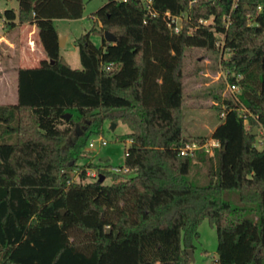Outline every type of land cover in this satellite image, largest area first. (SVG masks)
Here are the masks:
<instances>
[{
  "label": "trees",
  "instance_id": "trees-1",
  "mask_svg": "<svg viewBox=\"0 0 264 264\" xmlns=\"http://www.w3.org/2000/svg\"><path fill=\"white\" fill-rule=\"evenodd\" d=\"M151 7L156 15L143 0H106L94 15L102 26L76 41L81 69L62 56L55 20L83 17L84 0H19L18 10L0 11L8 30L36 24L46 53L17 70V100L0 105V264H193L188 249L206 218L218 236L213 264H264V147L253 134L264 129V0H153ZM168 11L188 16L179 33ZM220 46L232 51L228 80L257 119L247 128L242 105L214 95L226 114L212 133L220 146L183 155L179 148L195 141L182 124L185 52ZM107 118L130 129L120 137L131 140L126 175L79 163ZM236 157L234 185L225 177ZM197 165L208 167L203 185L192 177ZM88 167L113 182H84ZM229 191L242 205L226 198Z\"/></svg>",
  "mask_w": 264,
  "mask_h": 264
},
{
  "label": "rangeland",
  "instance_id": "rangeland-1",
  "mask_svg": "<svg viewBox=\"0 0 264 264\" xmlns=\"http://www.w3.org/2000/svg\"><path fill=\"white\" fill-rule=\"evenodd\" d=\"M106 3V0H84V14L79 19H57L55 25L58 33L65 38L62 42L61 54L73 68H82L79 47L77 39L84 33L93 29L94 26L100 28L102 23L96 20L94 16L96 11ZM19 8V0H0V10ZM2 31V30H1ZM9 30L7 29V32ZM106 31V30H105ZM14 35V34H13ZM32 39L38 43L34 47V51L44 55V49L39 40L37 32L32 33ZM16 38V37H15ZM14 39V38H13ZM91 40L98 46L102 45V35L91 32ZM20 41V40H19ZM222 41V38L220 42ZM19 44V42H18ZM220 44V43H219ZM222 44V42H221ZM6 43L0 42V105L14 103L17 100V73L16 69L20 66L37 65L41 59H2L7 54L12 55L5 50ZM31 47V46H30ZM253 55V53H252ZM232 56V51L225 52L220 46L217 52L207 51L199 47L187 48L184 56V106L182 124L184 135L192 140L205 139L211 145L213 142L212 133L217 125L222 122L220 111L217 107L222 106L225 98H232L233 94L228 90V74L224 68V62ZM7 67V68H6ZM214 95L220 96V100L214 98ZM111 119L107 118L102 124L100 130L94 128L93 133L89 134L88 144L82 150V158L79 160L81 165L93 163L100 168L119 167L124 165L125 150L129 146L130 141H122L120 137L129 133L130 129L123 122H119L115 129L111 128ZM250 128V122L245 123ZM85 126L79 124L78 131L83 133ZM259 148L264 147V138L261 130L257 134ZM100 137L108 141L106 146L100 147ZM95 142V147L90 148L89 143ZM108 157L109 160L104 161L103 158ZM238 158L236 157L233 164L226 173V179L233 181L236 185L238 182ZM208 167L197 165L192 170V177L197 184L203 185L207 182ZM81 170L72 171L73 177L79 181ZM98 172L95 167H88V178L84 182L97 179L93 176ZM130 173L129 171L124 175ZM113 178L108 176L105 178V184H111ZM225 196L234 205L240 206L242 203L235 191L225 193ZM200 235L194 240L193 264H213L217 257L218 236L217 230L213 227L208 218L204 219L199 227Z\"/></svg>",
  "mask_w": 264,
  "mask_h": 264
},
{
  "label": "built area",
  "instance_id": "built-area-1",
  "mask_svg": "<svg viewBox=\"0 0 264 264\" xmlns=\"http://www.w3.org/2000/svg\"><path fill=\"white\" fill-rule=\"evenodd\" d=\"M152 1L153 0H143L144 2V5L145 7L150 11V13L152 15H156L157 12L154 11L151 7L152 5ZM239 0H234V6L238 3ZM165 18L168 22V25L176 32V33H179L183 27V21L185 19L188 18V16L185 14V13H182L180 15H173L171 12H166L165 14ZM212 22L211 19H208V20H204V19H201L200 20V23L204 24V25H209L210 23ZM110 65H107V68L109 69ZM227 88L228 90L233 94V99L237 102V103H240L242 105V108L239 109L240 113H239V116L240 117H243L244 119V123H249L250 122V117L254 118V119H257V116L252 114L251 112H249L247 110L246 107H243L244 105L241 103V100H240V97L239 95L241 94V88L238 84L236 83H230L228 82V85H227ZM221 118H225L226 114H225V111L223 110L220 114ZM258 130H261L262 131V134H264V129L262 127H258ZM213 139V142L211 143V145L209 146V144L206 142L204 144H200L199 142H192V143H186L185 145L181 146L179 148L180 150V153L183 154V155H186V154H194V152L196 150H205L209 153H212L213 152V149L214 147L216 146H220V141ZM131 142V140H129ZM108 144V141L103 138V137H100L99 139V145L100 147H103V146H106ZM89 147L90 148H93L95 147V142H90L89 143ZM111 170L116 172V173H126L129 171V168L127 167H111ZM99 173L96 172L93 174L94 177H96L97 179L99 178Z\"/></svg>",
  "mask_w": 264,
  "mask_h": 264
},
{
  "label": "crops",
  "instance_id": "crops-1",
  "mask_svg": "<svg viewBox=\"0 0 264 264\" xmlns=\"http://www.w3.org/2000/svg\"><path fill=\"white\" fill-rule=\"evenodd\" d=\"M35 32H37L38 34V27L36 26V24H31V23L18 24L15 28L7 32V28L5 27V24H4V19L0 18V42L4 41V43H6L5 50H8V52L12 54V55L7 54L2 59H43L45 58L46 53H44V55H40L41 54L40 52L37 54L36 52H33L34 47H37L38 49V43L34 42V40L31 38L32 37L31 34ZM33 66L35 65L20 66V67H33ZM20 67L16 69V73Z\"/></svg>",
  "mask_w": 264,
  "mask_h": 264
},
{
  "label": "water",
  "instance_id": "water-1",
  "mask_svg": "<svg viewBox=\"0 0 264 264\" xmlns=\"http://www.w3.org/2000/svg\"><path fill=\"white\" fill-rule=\"evenodd\" d=\"M58 37H59V45H60V47H62V42H63V40H64L65 37L63 35L59 34V33H58ZM105 38L108 41H110V42L116 41V39H117V37L113 33H111L110 31H108V30L105 31ZM71 116H72L71 113H67V117L68 118H70ZM116 127H117V123H115V122L112 123L111 128L112 129H115ZM78 128H79V124H77V129ZM257 132H258V127L255 126L254 129H253V134L256 135ZM103 160L104 161H107L108 160V157L103 158ZM104 180H105V176L102 175V174H100L99 175V181L100 182H104ZM64 212H65V210H62V213H64ZM107 231L110 233L111 232V229L108 228ZM115 236L116 237L118 236V232L117 231L115 232ZM188 253H189V256L192 259V261H194L195 258L193 256V249H188Z\"/></svg>",
  "mask_w": 264,
  "mask_h": 264
}]
</instances>
